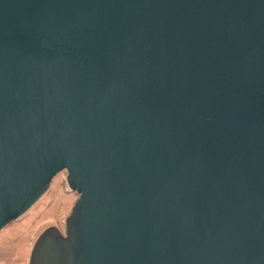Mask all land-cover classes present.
<instances>
[{"label":"water","instance_id":"water-1","mask_svg":"<svg viewBox=\"0 0 264 264\" xmlns=\"http://www.w3.org/2000/svg\"><path fill=\"white\" fill-rule=\"evenodd\" d=\"M61 171L30 264H264V0H0V230Z\"/></svg>","mask_w":264,"mask_h":264},{"label":"rangeland","instance_id":"rangeland-1","mask_svg":"<svg viewBox=\"0 0 264 264\" xmlns=\"http://www.w3.org/2000/svg\"><path fill=\"white\" fill-rule=\"evenodd\" d=\"M79 195L71 191L67 172H59L47 192L22 216L0 230V264H30L33 247L50 226L66 231V220Z\"/></svg>","mask_w":264,"mask_h":264}]
</instances>
